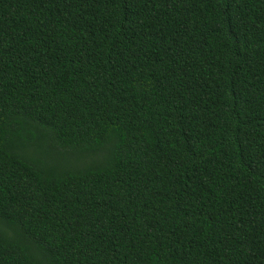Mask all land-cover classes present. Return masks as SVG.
<instances>
[{
    "label": "trees",
    "instance_id": "16d2710c",
    "mask_svg": "<svg viewBox=\"0 0 264 264\" xmlns=\"http://www.w3.org/2000/svg\"><path fill=\"white\" fill-rule=\"evenodd\" d=\"M0 264H264V0H0Z\"/></svg>",
    "mask_w": 264,
    "mask_h": 264
}]
</instances>
